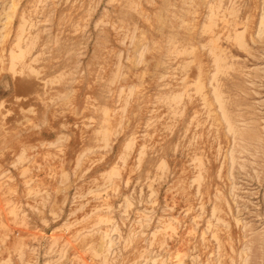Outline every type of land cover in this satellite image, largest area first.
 I'll return each mask as SVG.
<instances>
[{
  "label": "rangeland",
  "instance_id": "1",
  "mask_svg": "<svg viewBox=\"0 0 264 264\" xmlns=\"http://www.w3.org/2000/svg\"><path fill=\"white\" fill-rule=\"evenodd\" d=\"M173 263L264 264V0H0V264Z\"/></svg>",
  "mask_w": 264,
  "mask_h": 264
},
{
  "label": "bare ground",
  "instance_id": "2",
  "mask_svg": "<svg viewBox=\"0 0 264 264\" xmlns=\"http://www.w3.org/2000/svg\"><path fill=\"white\" fill-rule=\"evenodd\" d=\"M205 1V0H204ZM213 2V1H212ZM218 2V1H217ZM208 10V9H207ZM215 10V9H214ZM216 11V10H215ZM212 14V13H211ZM217 14V13H216ZM210 15V14H209ZM208 16V15H207ZM160 18V17H159ZM211 19V18H210ZM215 19V18H214ZM216 19H217V17H216ZM216 23V22H215ZM208 26V25H207ZM215 28V27H214ZM235 29V28H234ZM202 30V29H201ZM199 33V32H198ZM236 34V33H235ZM241 36V35H240ZM240 38V37H239ZM214 40V39H213ZM224 40H225V38H224ZM209 41V40H208ZM236 138V137H235ZM237 139V138H236ZM239 151V150H238ZM248 251V250H247ZM174 264V263H173Z\"/></svg>",
  "mask_w": 264,
  "mask_h": 264
}]
</instances>
